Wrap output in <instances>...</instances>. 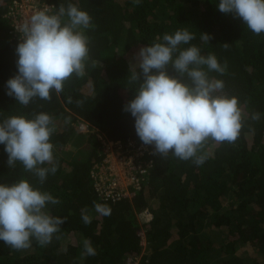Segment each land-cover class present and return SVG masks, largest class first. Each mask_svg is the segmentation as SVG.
<instances>
[{
	"label": "trees",
	"instance_id": "16d2710c",
	"mask_svg": "<svg viewBox=\"0 0 264 264\" xmlns=\"http://www.w3.org/2000/svg\"><path fill=\"white\" fill-rule=\"evenodd\" d=\"M52 1L53 13L61 4L72 3L92 18L93 27L83 30L90 50L84 75L73 74L50 101L36 98L25 107L8 96L7 81L18 74L19 42L11 39L5 18L10 0H0V122L49 114L57 171L41 185L19 162L10 168L0 144V184L25 179L50 193L60 203L48 204L47 211L66 222L47 246L33 240L30 248L13 250L0 241V264H127V258L142 255L137 214L145 210L152 219L143 222L147 247L140 264H264V33L254 34L241 19L221 13L220 0ZM181 29L194 36L182 49L195 45L202 55L214 54L226 65L224 74L210 72L209 77L222 80L223 94L238 99L241 133L233 143L209 141L199 153L206 156L199 165L171 153L164 158L154 154L143 188L133 199L104 202L91 178L94 164L103 157L96 137L79 136L88 146L69 161L60 158L57 149L70 143L78 121L112 141L142 144L134 117L124 111L139 87L129 83L128 76L141 71L132 57L158 36ZM201 34H208L209 42ZM255 113L258 120L252 119ZM83 209L89 224L83 222ZM85 239L96 255H83Z\"/></svg>",
	"mask_w": 264,
	"mask_h": 264
},
{
	"label": "clouds",
	"instance_id": "9594fccd",
	"mask_svg": "<svg viewBox=\"0 0 264 264\" xmlns=\"http://www.w3.org/2000/svg\"><path fill=\"white\" fill-rule=\"evenodd\" d=\"M218 10L241 19L254 34L264 33V0H220ZM91 21L88 12L68 3L55 13L46 6L22 22L16 48L18 74L7 81V95L27 107L36 98L50 101L52 93L63 91L64 82L73 74L83 76L90 51L83 30L93 27ZM201 36L207 42L211 39L208 34ZM192 39V33L181 29L158 36L151 46L139 50L141 71L128 76L129 83L139 87L124 111L134 117L137 136L144 145L154 146V154L164 158L171 153L199 165L206 159L199 153L209 141L233 143L238 139L243 116L238 99L223 94L224 82L209 77L210 72L224 74L226 65L214 54L202 55L195 45L180 47ZM252 119L258 120L259 113ZM54 131L52 117L43 112L33 119L11 116L0 122V144L5 146L8 166L19 162L42 185L49 173L57 171L50 142ZM59 203L25 179L0 184V241L13 250L28 249L33 240L47 246L66 222L47 211L48 204ZM97 209L109 214L106 207L97 205ZM86 212L82 210V219L89 224ZM83 248V255H96L90 240L83 241Z\"/></svg>",
	"mask_w": 264,
	"mask_h": 264
},
{
	"label": "built area",
	"instance_id": "2783aa9c",
	"mask_svg": "<svg viewBox=\"0 0 264 264\" xmlns=\"http://www.w3.org/2000/svg\"><path fill=\"white\" fill-rule=\"evenodd\" d=\"M49 7L53 13L55 5L52 0H10L5 18L10 22L11 39L20 42L18 29L22 22L32 14ZM77 130L81 134H93L101 144L102 160L96 162L91 171V178L96 193L104 202H119L133 199L142 190L148 171L152 168L154 151L151 146L129 141L109 140L98 128L78 121ZM150 216L149 210L142 212ZM141 245L145 247L144 232H138ZM142 255L127 258V264H140Z\"/></svg>",
	"mask_w": 264,
	"mask_h": 264
},
{
	"label": "rangeland",
	"instance_id": "374dc122",
	"mask_svg": "<svg viewBox=\"0 0 264 264\" xmlns=\"http://www.w3.org/2000/svg\"><path fill=\"white\" fill-rule=\"evenodd\" d=\"M137 54L138 53H135L134 56L132 57L133 58V61L135 62V64L136 63L139 64V58L137 57ZM83 135L84 134L79 133L78 130H77V128H76L75 129V136L72 138V140L70 141V143H68L65 148H59V149H57V152H58L59 157L62 158V159L64 158V159H66V160L69 161V160H71L72 156H74L77 153V151L79 149H83V148L87 147L88 146V143H87L86 139H84V140L81 141L78 138L79 136H83ZM105 136L109 140H115L112 137L108 136L106 133H105ZM137 219H138V222L140 224L139 232H144V234H146L145 229H144V226H143V222H147L150 219H152V214L150 216H147V215H145L143 213L137 214ZM143 241L145 243V247H143V250H142V253H141L142 255L145 253V248L147 247L146 235H145V238H144Z\"/></svg>",
	"mask_w": 264,
	"mask_h": 264
}]
</instances>
